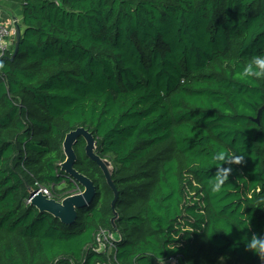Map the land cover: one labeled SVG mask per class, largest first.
I'll list each match as a JSON object with an SVG mask.
<instances>
[{"label":"trees","instance_id":"1","mask_svg":"<svg viewBox=\"0 0 264 264\" xmlns=\"http://www.w3.org/2000/svg\"><path fill=\"white\" fill-rule=\"evenodd\" d=\"M3 1L23 32L0 56V264H262L264 79L238 72L264 55V0ZM79 127L118 195L78 138L96 191L64 223L31 195L84 189L62 169ZM220 150L244 161L212 193Z\"/></svg>","mask_w":264,"mask_h":264},{"label":"water","instance_id":"2","mask_svg":"<svg viewBox=\"0 0 264 264\" xmlns=\"http://www.w3.org/2000/svg\"><path fill=\"white\" fill-rule=\"evenodd\" d=\"M22 32L23 31L20 25L17 24L15 53H17L18 51L17 45L21 38ZM257 122H259V119H257ZM80 137L86 140L85 150L87 156L99 165V167L105 174L107 182L115 191V195H118L116 187L114 186L112 180V173L114 168H112L109 161L101 158L98 154H96L95 149L97 142L93 136V133L84 127H79L71 131L67 134L63 144L66 160L62 163V169L74 180H76L81 186H83L84 189L81 192L69 195L62 201H57L56 199L49 198L41 192H38V190L34 191L31 195V204L33 206L37 207L41 211H45L54 215L55 217L61 219L64 223H69L75 220L78 214V210L87 205L93 199L96 191L94 182L87 176L81 174L75 168L77 155L74 149V145Z\"/></svg>","mask_w":264,"mask_h":264},{"label":"clouds","instance_id":"3","mask_svg":"<svg viewBox=\"0 0 264 264\" xmlns=\"http://www.w3.org/2000/svg\"><path fill=\"white\" fill-rule=\"evenodd\" d=\"M238 78L246 80L250 84L255 81L264 79V55L253 56L243 68L238 72ZM244 161L243 155H237L231 151L220 150L212 156V162L217 165V172L215 179L209 184L212 193H219L223 185L228 181L231 174V167H224L225 164H241ZM240 223L246 225L245 228L250 227V220L247 217H241ZM232 230V229H231ZM226 234L230 232H224ZM213 235V234H212ZM246 250L256 254L262 261H264V236L254 234L251 238L247 236L244 238ZM225 257H221V264Z\"/></svg>","mask_w":264,"mask_h":264},{"label":"built area","instance_id":"4","mask_svg":"<svg viewBox=\"0 0 264 264\" xmlns=\"http://www.w3.org/2000/svg\"><path fill=\"white\" fill-rule=\"evenodd\" d=\"M3 0H0V4ZM16 42V26H11L0 20V56L4 55ZM38 192L46 195L49 198H53L49 187L41 184H36ZM37 193V192H36ZM177 259H173V264H178Z\"/></svg>","mask_w":264,"mask_h":264},{"label":"crops","instance_id":"5","mask_svg":"<svg viewBox=\"0 0 264 264\" xmlns=\"http://www.w3.org/2000/svg\"><path fill=\"white\" fill-rule=\"evenodd\" d=\"M6 7H11L13 9V13H14V16H12L8 10V8ZM17 10V11H15ZM16 12L20 14H22V9L20 6L12 3V2H7V1H3L1 4H0V20L5 22L6 24L8 25H11V26H16L17 24L20 25L21 29H23V27L21 26V23L23 21V17L18 19L17 16H16Z\"/></svg>","mask_w":264,"mask_h":264},{"label":"rangeland","instance_id":"6","mask_svg":"<svg viewBox=\"0 0 264 264\" xmlns=\"http://www.w3.org/2000/svg\"><path fill=\"white\" fill-rule=\"evenodd\" d=\"M6 8H8L10 14L12 16H14L13 9L11 7H6ZM15 11H17V10H15ZM16 16H17L18 19H20V18L23 17L22 14H20V12L19 13L16 12ZM104 159L107 160V161H109V163H111L112 168L114 167L113 162H111L110 159H108V158H104ZM111 166H110V168H111ZM113 171H114V169H113ZM77 193H78V191H77ZM216 264H221V260H219L218 262H216ZM222 264H226L224 262V260H223ZM262 264H264V263H262Z\"/></svg>","mask_w":264,"mask_h":264}]
</instances>
